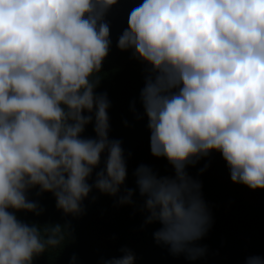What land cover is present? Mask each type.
Instances as JSON below:
<instances>
[{"label": "clouds", "instance_id": "obj_1", "mask_svg": "<svg viewBox=\"0 0 264 264\" xmlns=\"http://www.w3.org/2000/svg\"><path fill=\"white\" fill-rule=\"evenodd\" d=\"M116 3L0 0V264H33L60 243L59 224L42 237L18 218L40 214L32 189L73 217L93 189L119 206L136 205L138 192L144 225H160L155 243L189 261L205 255L198 241L212 225L190 166L216 152L232 183L264 189V0H142L131 10L116 46L145 65L138 118L147 119L150 154L172 170L139 165L135 189L124 187L122 141L109 138L110 101L95 91ZM88 125L92 137L83 136ZM119 251L100 264H135L132 250Z\"/></svg>", "mask_w": 264, "mask_h": 264}, {"label": "trees", "instance_id": "obj_2", "mask_svg": "<svg viewBox=\"0 0 264 264\" xmlns=\"http://www.w3.org/2000/svg\"><path fill=\"white\" fill-rule=\"evenodd\" d=\"M140 3L142 0H117L106 13L111 46L95 89L106 93L110 101L109 138L122 141L128 171L124 187L130 189L136 188L133 172L139 165L150 166L159 175H170L172 171L164 158L150 154L147 119L138 118L143 117L139 92L144 84L145 65L133 59L130 50L121 51L116 46L127 27L129 13ZM83 136H94L92 125L86 127ZM187 171L200 181L212 216L210 229L198 241L206 248L203 257L189 261L184 255L173 256L167 247L157 245L153 233L160 225H144V214L137 210L138 192L133 195L136 205L119 206L116 198L93 189L83 202L84 213L73 217L57 209L51 193L37 195L38 189H32L29 199L38 203L40 214L21 211L18 218L36 224L42 237L52 235L57 224L60 226V231L54 233L60 243L48 247L34 258L33 264H71L73 257L74 264H100L104 259L122 255L119 249L123 247L133 251L135 264H244L248 256H264V189L250 190L232 183L226 163L216 152Z\"/></svg>", "mask_w": 264, "mask_h": 264}]
</instances>
